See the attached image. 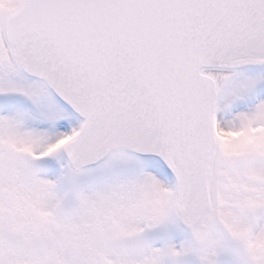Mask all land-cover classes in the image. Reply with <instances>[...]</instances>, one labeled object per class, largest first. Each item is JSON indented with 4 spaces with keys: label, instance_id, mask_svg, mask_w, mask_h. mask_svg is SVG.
Returning <instances> with one entry per match:
<instances>
[{
    "label": "water",
    "instance_id": "1",
    "mask_svg": "<svg viewBox=\"0 0 264 264\" xmlns=\"http://www.w3.org/2000/svg\"><path fill=\"white\" fill-rule=\"evenodd\" d=\"M2 34L0 70L11 61L47 90L12 67L18 81L82 121L73 117L80 130L62 152L73 169L63 168L92 170L114 155L155 161L174 182V233L210 235L218 90L208 75L264 69V0H23ZM57 234L44 225L28 249L44 251Z\"/></svg>",
    "mask_w": 264,
    "mask_h": 264
},
{
    "label": "rangeland",
    "instance_id": "2",
    "mask_svg": "<svg viewBox=\"0 0 264 264\" xmlns=\"http://www.w3.org/2000/svg\"><path fill=\"white\" fill-rule=\"evenodd\" d=\"M21 1L0 0V20ZM78 129L40 85L0 70V264H264V70L227 79L219 95V227L201 245L174 233V185L157 167L113 158L83 174L63 168ZM44 224L58 226L53 247L12 251Z\"/></svg>",
    "mask_w": 264,
    "mask_h": 264
},
{
    "label": "bare ground",
    "instance_id": "3",
    "mask_svg": "<svg viewBox=\"0 0 264 264\" xmlns=\"http://www.w3.org/2000/svg\"><path fill=\"white\" fill-rule=\"evenodd\" d=\"M1 20H0V33H1ZM1 35V34H0ZM3 43V42H2ZM3 55L5 57H8L7 56V53H6V50H5V47H4V43H3ZM235 74H238V73H230V74H216V75H208L215 83H216V86H217V89H218V94L221 93L222 91V88L224 86V82L231 78V76L235 75ZM41 169L44 170L45 172L44 173H51V172H56V171H59L58 169V166H54V165H51V166H48V165H45V164H41ZM72 172L74 174H77V171H74L72 170ZM215 168H213V176H214V179H213V182H212V189L214 190V183H215ZM163 174L166 176L165 172L163 171ZM46 177V176H45ZM50 177V176H49ZM169 184L171 187H173V184L171 181H169Z\"/></svg>",
    "mask_w": 264,
    "mask_h": 264
},
{
    "label": "flooded vegetation",
    "instance_id": "4",
    "mask_svg": "<svg viewBox=\"0 0 264 264\" xmlns=\"http://www.w3.org/2000/svg\"><path fill=\"white\" fill-rule=\"evenodd\" d=\"M6 234V231H4V230H0V244H3V243H5L4 241H2L3 240V238H4V236L3 235H5ZM12 243H13V245L11 246L12 247V251L14 250H17V245H19L20 247H21V249H25V242L24 241H22V240H20V239H17V240H13L12 241ZM6 244V243H5ZM16 246V247H15ZM0 247H1V245H0Z\"/></svg>",
    "mask_w": 264,
    "mask_h": 264
}]
</instances>
